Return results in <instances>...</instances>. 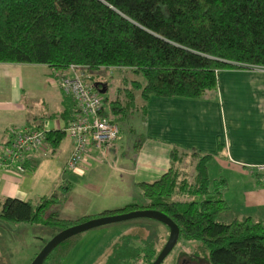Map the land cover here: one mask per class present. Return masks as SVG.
Instances as JSON below:
<instances>
[{"label": "trees", "instance_id": "trees-1", "mask_svg": "<svg viewBox=\"0 0 264 264\" xmlns=\"http://www.w3.org/2000/svg\"><path fill=\"white\" fill-rule=\"evenodd\" d=\"M0 63L43 64L52 69L57 82L69 65L93 72L102 67L124 69L141 81L130 80V89H122L123 106L117 98H102L100 114L107 117L133 108L144 119L150 95L201 98L215 92L221 70L264 68V0H0ZM137 96L143 104H135ZM65 97L70 101L62 113L67 124L75 104ZM33 129L44 131L49 151L65 136L63 129L45 130L41 125ZM188 154L194 160L190 180L176 164L181 153L172 149L167 171L138 184L148 200L145 205L127 203L94 216L63 220L51 210L57 203L55 194L33 203L4 197L0 218L61 230L93 217L154 209L176 224L178 237L205 248V264H264V222L250 217L218 220L228 208L221 197L226 181L209 179V154L195 150ZM181 195L190 199H169ZM116 248L119 252L109 254L103 264H123L128 256L149 264L157 253L152 242L137 248L126 237Z\"/></svg>", "mask_w": 264, "mask_h": 264}, {"label": "crops", "instance_id": "crops-1", "mask_svg": "<svg viewBox=\"0 0 264 264\" xmlns=\"http://www.w3.org/2000/svg\"><path fill=\"white\" fill-rule=\"evenodd\" d=\"M54 75L43 64L0 63V200L10 197L33 203L55 194L54 210L60 219L94 216L136 203L138 184L156 180L171 166L170 150L181 153V159L195 150L209 154V162L225 172L219 176L226 181L221 191L228 206L224 211L236 214L224 222L245 217L264 222V182L251 168L264 163V71L221 70L215 92L201 98L150 95L144 103V132L137 147L116 138L105 162H86L78 175L63 170L71 149L68 137L54 151L30 153L21 163L2 159V148L13 132L40 125L45 130L65 126L62 113L70 101ZM110 163L116 166L111 168ZM85 175L92 184L83 187L78 180ZM99 175L103 176L94 186ZM74 182L82 196L92 194L81 207L67 205Z\"/></svg>", "mask_w": 264, "mask_h": 264}, {"label": "rangeland", "instance_id": "rangeland-1", "mask_svg": "<svg viewBox=\"0 0 264 264\" xmlns=\"http://www.w3.org/2000/svg\"><path fill=\"white\" fill-rule=\"evenodd\" d=\"M90 80L106 83V91L99 96L111 101L115 98L123 106L125 99L122 89H130V80L141 81V77L127 72L124 69H113L109 75L105 69L91 71ZM126 78V83L123 82ZM138 79V80H137ZM137 99L135 104H139ZM107 105V104H106ZM119 105V104H117ZM106 108V107H105ZM108 119L113 120L118 128L117 141L122 144L133 145L136 140H141L144 132V120L140 110L127 109L124 112L109 114ZM67 135L62 138L66 140ZM57 152V151H56ZM186 156L182 158L178 165L181 172H185L186 177L190 180L193 173L194 160ZM115 163H110L112 168ZM108 166V167H109ZM116 166V165H115ZM109 167V168H110ZM24 172L29 171L22 168ZM50 172V169L46 170ZM180 172V173H181ZM222 168H218L214 162L208 163L209 179H217L224 175ZM101 176L94 179V186L101 180ZM228 177V175H226ZM114 180V179H113ZM81 186L91 185V177L84 176L80 178ZM73 183L72 193L67 197V205L77 204L79 207L92 198V194L79 193L81 187ZM74 193V194H73ZM133 194V193H132ZM58 196V195H57ZM170 200H187V196H171ZM135 202L138 205H145L148 200L141 196V191H137ZM57 203L51 207L56 209ZM236 211H223L217 219L220 221L230 220L235 216ZM57 227L41 226L26 222H8L0 218V264H29L31 259L40 250V248L56 233ZM168 229L162 223L147 217H137L127 220L112 222L95 226L81 232H78L57 244L49 253L47 258L41 264H103L109 254H117L119 249H114L124 238H129L132 247L143 248L145 242H152L155 251L158 252L166 240ZM141 250L140 252H142ZM206 250L199 242L186 241L178 237L172 249L168 252L160 264H205ZM123 264H145L143 259L135 260L133 256H128Z\"/></svg>", "mask_w": 264, "mask_h": 264}, {"label": "built area", "instance_id": "built-area-1", "mask_svg": "<svg viewBox=\"0 0 264 264\" xmlns=\"http://www.w3.org/2000/svg\"><path fill=\"white\" fill-rule=\"evenodd\" d=\"M106 74L113 67H102ZM260 70L264 71V68ZM91 71L85 66L69 65L60 75L58 85L63 94L70 96L75 104V114L64 127V134L71 139L63 170L81 174L86 162H105L107 154L113 147L118 135L116 124L101 115L102 98L91 85ZM48 144L44 131L39 129H23L15 132L12 141L3 149V160L20 163L27 153H45ZM255 172L262 175L264 181V163L252 165Z\"/></svg>", "mask_w": 264, "mask_h": 264}, {"label": "water", "instance_id": "water-1", "mask_svg": "<svg viewBox=\"0 0 264 264\" xmlns=\"http://www.w3.org/2000/svg\"><path fill=\"white\" fill-rule=\"evenodd\" d=\"M93 87L96 89V91L99 94H103L106 91V83H94ZM137 217H147L152 218L160 223H162L164 226L168 229V234L166 237V240L164 241L162 247L159 249L157 254L155 255L154 259L149 264H160L162 260L165 258V256L168 254V252L172 249L174 246L177 237H178V227L176 224L165 214L154 210V209H135L130 210L127 212L122 213H116L111 215H104V216H98L89 218L83 222L68 226L66 228H63L56 232L41 248L40 250L35 254V256L31 259L29 264H41L44 260V258L47 256V254L60 242H62L64 239L81 232L83 230L108 224L112 222L127 220L131 218H137Z\"/></svg>", "mask_w": 264, "mask_h": 264}, {"label": "flooded vegetation", "instance_id": "flooded-vegetation-1", "mask_svg": "<svg viewBox=\"0 0 264 264\" xmlns=\"http://www.w3.org/2000/svg\"><path fill=\"white\" fill-rule=\"evenodd\" d=\"M157 254V253H156ZM144 262V261H143ZM145 263V262H144ZM186 264H189V262L186 261Z\"/></svg>", "mask_w": 264, "mask_h": 264}]
</instances>
